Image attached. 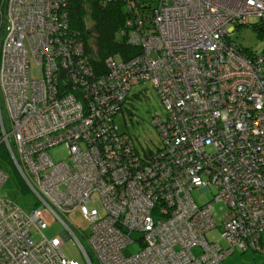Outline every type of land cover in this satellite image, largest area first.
Returning a JSON list of instances; mask_svg holds the SVG:
<instances>
[{
    "label": "built area",
    "instance_id": "obj_1",
    "mask_svg": "<svg viewBox=\"0 0 264 264\" xmlns=\"http://www.w3.org/2000/svg\"><path fill=\"white\" fill-rule=\"evenodd\" d=\"M145 1L148 28L125 21L137 53L105 57L97 75L68 27L66 0H0V153L35 197L23 211L0 196V264H80L60 249L68 238L83 264V246L95 264H217L235 249L264 253V50L246 54L231 39L240 25L264 27V0ZM138 82L164 111L151 119L160 138L152 151L114 124ZM56 146L63 159L49 155ZM4 178L0 171V185ZM209 188L226 208L216 240L205 238L217 227L210 202L191 196ZM38 205L62 239L42 234ZM75 208L87 235L66 217Z\"/></svg>",
    "mask_w": 264,
    "mask_h": 264
},
{
    "label": "rangeland",
    "instance_id": "obj_2",
    "mask_svg": "<svg viewBox=\"0 0 264 264\" xmlns=\"http://www.w3.org/2000/svg\"><path fill=\"white\" fill-rule=\"evenodd\" d=\"M257 19L254 17L248 18V23H254ZM231 39L251 53H260L264 49V36H258L257 32L248 24L240 25L233 31ZM33 71V61L30 63ZM158 115L164 116L163 107L159 98L148 82H138L130 86L127 98L122 104L121 111L114 117V124L118 131L125 132L133 141L138 150H154L160 145V138L156 127L151 123V119ZM49 155L53 160L63 159L66 155L65 149L61 146H56L48 150ZM0 171L5 175V178L0 185V196L11 202L23 211H28L32 208L35 202L33 194L26 189L22 181L18 177L15 169L7 160L6 156L0 153ZM214 191L212 188L208 190H191V196L197 204L210 202L211 211L215 213L214 221L215 228L205 233L207 240L218 239V226L221 218L226 210L225 205L221 201H214L212 199ZM97 207V203H93ZM41 214L45 228L41 230L42 234L51 238L53 236L61 238L62 226L49 213H47L41 205L37 206ZM69 222L83 235L88 232V220L75 208L66 214ZM76 228V229H75ZM39 235L33 233V238L36 239ZM81 239V238H80ZM60 249L63 255L68 259H73L83 264V257L81 251L72 238L62 239ZM138 249L137 244L133 243L125 248V252H135ZM192 252H198L197 247L192 248ZM264 253L252 251L250 249L245 251L234 250L232 253L226 255L217 264H254L263 263Z\"/></svg>",
    "mask_w": 264,
    "mask_h": 264
},
{
    "label": "trees",
    "instance_id": "obj_3",
    "mask_svg": "<svg viewBox=\"0 0 264 264\" xmlns=\"http://www.w3.org/2000/svg\"><path fill=\"white\" fill-rule=\"evenodd\" d=\"M148 3L145 0H66L68 27L78 32L95 74L104 72L102 60L105 57L116 56L125 60L137 53L138 48L126 42L125 21L129 17L134 21L140 18L143 21L142 26L147 23L148 28L151 16ZM84 18L88 21L87 26ZM251 27L258 36H264V27ZM119 31H123V35H117ZM242 50L251 54L244 48ZM83 248L90 264H95L87 248Z\"/></svg>",
    "mask_w": 264,
    "mask_h": 264
}]
</instances>
